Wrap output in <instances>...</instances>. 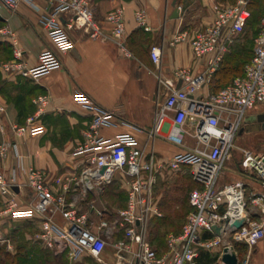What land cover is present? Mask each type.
I'll use <instances>...</instances> for the list:
<instances>
[{
	"label": "built area",
	"instance_id": "obj_1",
	"mask_svg": "<svg viewBox=\"0 0 264 264\" xmlns=\"http://www.w3.org/2000/svg\"><path fill=\"white\" fill-rule=\"evenodd\" d=\"M21 2H27L34 10L39 9L33 0H0V10L3 7L15 10ZM250 6L251 0H236L230 4L215 2V17L211 24L193 31L183 29L172 37L171 45L188 43L196 58L211 56V59L206 73L198 76L187 69H178L175 74L182 81V87L169 84L165 101L156 106L151 136L182 148L169 160H158L153 150L148 153L139 151L128 136L122 135L114 142H106L100 135V129L113 122L115 113L101 109L86 95L78 96V101L90 110L92 118L83 131L85 143L72 153L73 157L82 160L83 168L79 176L69 180L87 193L99 184L111 183L119 173L127 201L111 220L95 222L90 212L80 210L76 198L68 199L65 192H52L45 172L33 166L25 168L23 176L17 166L9 175L0 171V197L3 198L0 216L40 218L36 238L47 248L65 251L73 261L90 254L99 264H107L103 256L111 244L120 264H198L202 252L213 251L217 252L219 264H228L222 260L225 248L237 253L238 264H250L252 248L264 238V220H254L256 211L264 213V152L239 147L235 138L242 130L246 114L264 107V9L254 38L253 54L242 73L217 91H202L248 27ZM65 13L72 15L73 25L90 26L94 29L91 35L100 36V30L93 22L90 0H51L41 21L59 51L74 49L73 41L61 22ZM106 18L112 24L113 37L122 45L126 25L123 8H113ZM136 20L139 26L149 28L145 12H136ZM13 34L9 26L0 28V37ZM15 45L14 59L2 65L6 71L38 79L62 66L57 52L46 49L40 53L38 64L28 67L24 49L17 43ZM151 56L159 66V44L151 47ZM46 100V96H39L36 102L43 104ZM40 113L41 108L24 124H14L15 136L23 138L43 133L44 126L35 124ZM168 124H171L170 130L164 134ZM186 135L194 138V145L186 143ZM11 148L17 152L16 144H0V159L6 157ZM234 149L240 153L237 162L239 179L221 183L222 173L234 157ZM183 168H189L196 184L189 192L190 209L181 230L169 233L166 248L160 251L150 243L147 234L151 218L162 216L154 195L157 173L164 169L175 172ZM251 181L258 183V191L248 190ZM16 186L28 187L34 192L26 207H21L16 199ZM68 188L65 187V191ZM91 211L98 216L102 214L94 205ZM57 213L62 216L63 223L57 221ZM236 220H242L243 225L236 227ZM213 227L220 228V233H216ZM116 233L121 237L114 239ZM2 241L9 243L0 237ZM240 246L247 247L244 256L238 250Z\"/></svg>",
	"mask_w": 264,
	"mask_h": 264
},
{
	"label": "crops",
	"instance_id": "obj_2",
	"mask_svg": "<svg viewBox=\"0 0 264 264\" xmlns=\"http://www.w3.org/2000/svg\"><path fill=\"white\" fill-rule=\"evenodd\" d=\"M220 1L90 0L93 22L100 30V36L93 37L91 34L94 29L90 26L73 25L72 15L65 13L61 22L74 44V49L66 52L56 48L41 21L51 0H33L39 7L38 10H34L27 2H21L15 10L3 7L0 10V28L9 26L14 34L0 37V124L3 127L0 130V144H16L17 152L11 148L6 157L0 159V171L9 175L13 167L17 166L23 176L28 166L41 169L46 174V182L52 192H65L68 199L76 198L80 210L90 212L95 222L100 219L111 220L114 213L124 207L127 201V192L119 173L115 174L111 183L99 184L87 193H83L79 186L69 180L70 177L79 176L83 168L82 160L73 157L72 153L85 143L83 131L92 118L90 110L77 98L81 94L86 95L101 109L115 113L113 122L100 129V135L106 142H114L124 135L130 137L134 147L141 152L153 150L158 160L172 158L182 148L160 137L153 138L150 134L156 106L165 101L169 84L182 87V81L175 74L178 69H187L194 76L204 74L211 56L196 58L188 43L171 45L170 42L180 30L193 31L211 24L215 17L213 5ZM115 7H122L124 10L126 25L122 45L113 37L112 24L106 18L108 12ZM176 7L179 8V14L173 17ZM138 11L146 13L148 29L138 25ZM238 39L228 55L237 46ZM16 43L24 49V60L28 67L36 66L40 53L46 49L57 52L62 66L38 79L4 70L3 63L14 59ZM154 44L161 46L159 66L151 56ZM218 76V72L213 73L202 91L213 92L220 89L215 85ZM39 96H46V102L37 103ZM40 108L41 113L35 124H42L44 132L17 138L12 126L24 124ZM262 109L253 110L256 111L257 120L259 115L264 114ZM170 125L164 128V134L169 132ZM185 139L189 146L195 144L194 138L186 135ZM237 171V168L228 167L227 164L220 182L239 179ZM116 183L118 190H110ZM248 190L258 191V183L251 181ZM15 191L21 207H26L34 197L33 190L28 187L16 186ZM92 205L102 211L100 216L94 211L92 213ZM2 209L3 198L0 197V211ZM56 219L63 223L59 213L56 214ZM39 229L38 217L14 219L8 214L1 215L0 237L9 243L0 242V257L3 255L22 259L24 264H99L90 254L73 261L65 251L47 248L36 238ZM120 237V233L114 234V239ZM18 239L22 240L18 243ZM241 247L243 246L238 247V250L244 256L246 251H242ZM206 253L215 257L212 264H219L217 252ZM103 258L107 264H120L111 244L106 248ZM1 260L0 258V262ZM250 264H264V238L252 248Z\"/></svg>",
	"mask_w": 264,
	"mask_h": 264
},
{
	"label": "rangeland",
	"instance_id": "obj_3",
	"mask_svg": "<svg viewBox=\"0 0 264 264\" xmlns=\"http://www.w3.org/2000/svg\"><path fill=\"white\" fill-rule=\"evenodd\" d=\"M236 0H221L224 4L234 3ZM264 0H251V19L245 32L238 39V44L229 55L225 62L220 65L223 68L219 72L216 87H222L231 81V79L242 72L244 63L250 58L254 43V38L259 28L260 16L263 10ZM260 106L257 109H262ZM264 110V108L262 109ZM246 114L242 130L235 138V143L239 147L248 148L254 151L264 152V126L255 117L256 111ZM233 159L227 163L228 167L237 168V162L240 159V153L233 150ZM118 184H114L110 190L117 191ZM195 187L189 168H183L179 171L164 169L157 173V180L154 188V195L158 201L159 210L162 216L152 217L148 226V239L150 243L159 249H164L166 238L169 233L179 232L185 221L189 209V192ZM118 200V199H114ZM161 203V204H160ZM256 210V209H255ZM254 220H264V213L256 211ZM21 225H18V227ZM18 227H16L18 229ZM16 229V230H17ZM20 231V230H19ZM22 239H18V243ZM246 251L247 247H241ZM3 254V253H2ZM0 264H24L22 259L11 258L1 255ZM14 260V261H13Z\"/></svg>",
	"mask_w": 264,
	"mask_h": 264
},
{
	"label": "water",
	"instance_id": "obj_4",
	"mask_svg": "<svg viewBox=\"0 0 264 264\" xmlns=\"http://www.w3.org/2000/svg\"><path fill=\"white\" fill-rule=\"evenodd\" d=\"M175 5V2L173 3ZM179 14V8L176 7L175 11H174V16L173 17H177ZM181 81L178 84V87H180ZM258 121L263 123L264 126V114H261L258 116ZM105 169V167H103L102 171ZM234 225L236 227H241L243 225V221L242 220H236L234 222ZM213 229L215 230L216 233H220V228L218 227H213ZM222 260L228 264H238L239 263V258L237 253L232 250L230 252V250L228 248L224 249L223 255H222Z\"/></svg>",
	"mask_w": 264,
	"mask_h": 264
},
{
	"label": "trees",
	"instance_id": "obj_5",
	"mask_svg": "<svg viewBox=\"0 0 264 264\" xmlns=\"http://www.w3.org/2000/svg\"><path fill=\"white\" fill-rule=\"evenodd\" d=\"M250 8H252V5L250 6ZM263 9H264V4H263ZM262 12H263V10H262ZM251 14H252V11H251ZM261 15H262V13H261ZM260 18H261V16H260ZM250 19H251V17H250ZM249 22H250V20H249ZM248 25H249V23H248ZM229 52H230V51H229ZM229 52H228V53H229ZM228 53L226 54V56L228 55ZM252 54H253V49H252L251 56H252ZM226 56H225V58H226ZM251 56H250V58H251ZM225 58H224L223 62H225ZM250 58H249V59H250ZM249 59H248V60H249ZM248 60H247V61H248ZM247 61H246V62H247ZM223 62H222V63H223ZM246 62H245V63H246ZM222 63H221V65H222ZM245 63H244V65H245ZM244 65H243V67H244ZM221 69H223V68H220V70H221ZM220 70H219V69L217 70L218 74H219ZM242 71H243V69H242ZM241 73H242V72H241ZM241 73H239V74H241ZM239 74H237V75H239ZM237 75H235V76H237ZM235 76H234V77H235ZM234 77H233V78H234ZM233 78H232V79H233ZM232 79H231V81H232ZM231 81H229V83H230ZM229 83H227V84H229ZM227 84H226L225 86H227ZM225 86H222L221 88H223V87H225ZM221 88H220V89H221ZM218 90H219V89H218ZM216 91H217V90H216ZM191 190H192V189H191ZM189 209H190V204H189ZM189 209H188V212H189ZM188 212H187V213H188ZM182 225H183V224H182ZM180 230H181V229H180ZM176 233H177V232H176ZM209 235H210V234H209ZM214 261H215V257H211L210 254H208V253H206V252H202L201 255H200V257H199V259H198V264H212Z\"/></svg>",
	"mask_w": 264,
	"mask_h": 264
}]
</instances>
